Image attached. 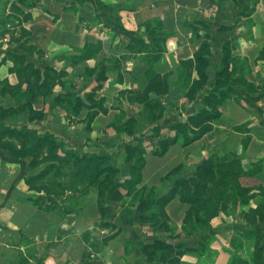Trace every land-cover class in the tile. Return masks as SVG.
Listing matches in <instances>:
<instances>
[{
	"label": "crops",
	"instance_id": "crops-1",
	"mask_svg": "<svg viewBox=\"0 0 264 264\" xmlns=\"http://www.w3.org/2000/svg\"><path fill=\"white\" fill-rule=\"evenodd\" d=\"M72 2L75 0H58L51 5L50 10H56L57 21L52 26V33H49L50 46L62 51L80 50L88 43L101 42L102 48L97 57L77 62L75 68H80L77 69L80 74L85 73L88 66L95 68L96 74L101 69L107 70V80L95 100L105 99L104 107L108 112L95 119L92 132L86 131L84 120L89 110L84 109L74 117L76 121L72 125L60 120L58 125L53 123L49 130L51 133L64 142L84 145L74 148L78 147L88 154H114L130 143L143 147L147 156L142 187L155 189L160 198L170 191L177 178L191 179L203 161L212 155L236 153L246 170L255 159H264V62L259 60L264 44V0H107L110 10L102 9L93 1L92 14L86 21L92 26L97 25L96 16L106 14L112 22L111 27L101 33L95 32V28L91 31L78 30L79 14L72 8ZM247 14L250 15L246 17ZM198 32L210 35L211 55L205 89L190 100L184 85L192 86L200 78L195 66L188 70L180 69L182 62L195 61L201 46ZM231 40L238 45L234 55L239 64L231 83L220 91L227 99L221 108L219 122L211 132L191 145H175L164 157L155 156L154 148L171 134L172 126L187 123L190 117L204 109V100L208 92L216 87L222 69L224 47ZM156 56L159 60L154 70L162 78H167L169 92L161 95L152 92L147 102L132 103L130 96L142 93L148 86L147 73L150 62ZM243 69L249 71L245 80L254 87L253 90L240 85V71ZM95 76L87 80L75 78L78 85L71 93L74 98L79 97L86 102L83 94L96 85ZM154 103L161 104L165 109L162 117L155 116L151 123L148 107ZM45 108L46 105L42 107ZM130 119L133 122H129ZM240 127L242 131L236 130ZM152 135L155 137H150ZM248 137L249 144L244 149V141ZM134 138L142 141H133ZM126 157V148H121L117 165L121 169L122 182L130 179L133 164ZM24 163V167L9 165L0 168V260L11 264H45L46 260L54 264H161L148 263L140 245L162 240L199 249L205 237L209 238L205 253H188L182 258V263L231 264L234 254L231 240L235 231L254 229V226L247 225L242 213L261 203L259 198L250 207L230 209L229 213H222L212 227L186 238L182 224L190 206L181 203L179 197L166 207L169 224L177 227L170 236L146 225L142 221L143 214L132 205L131 198L123 196L116 200V193H126L125 189L116 185L107 193L106 216L104 222L100 220L104 223L101 227L92 224L88 215L77 208L69 215L70 219H63L58 208L48 210L44 207L46 209L40 211L35 207L32 198L48 199L44 194L29 190L24 178L35 174L28 169V162ZM260 165L262 171L249 180L255 186L264 185V161ZM179 166H183L181 171L171 180L166 179ZM20 183L23 186L18 190ZM89 197L97 203V190H93ZM58 202L61 205L60 200ZM27 208L29 214L24 212L23 219L19 218L20 212ZM78 208H82L81 199ZM35 218L39 221L34 222ZM14 222L21 223L19 229H15L17 226L11 228ZM259 227L264 229V223ZM20 230L22 233L18 235ZM8 231L11 232L10 239ZM117 232L104 245V240ZM24 235L31 239L29 243H22ZM128 241L134 244L133 261L125 254ZM95 245H100V250L95 251ZM83 250L93 256H82ZM253 250V243L247 241L244 251L238 254L249 257ZM94 255L96 258H93Z\"/></svg>",
	"mask_w": 264,
	"mask_h": 264
},
{
	"label": "trees",
	"instance_id": "trees-1",
	"mask_svg": "<svg viewBox=\"0 0 264 264\" xmlns=\"http://www.w3.org/2000/svg\"><path fill=\"white\" fill-rule=\"evenodd\" d=\"M249 15L247 14L246 17ZM197 37L201 40V46L195 55V61L182 62V68L180 69V71H183V69L188 70L195 66L200 78L195 80L192 86H189V84L184 85V88L188 90L187 97L190 100L195 99L197 94L205 89L211 55L210 35L206 32H198ZM96 45L95 50H93L94 45L91 43L86 44L82 50H79L83 52L82 58L78 59L79 62L97 57L102 45L101 42ZM237 48L238 45L233 44L232 40L226 43L223 52L222 69L218 74L216 87L208 92V96L204 100V109L195 116L190 117L187 123L172 126L171 134L166 139L160 140L158 146L154 148L153 154L155 156L164 157L175 145L187 147L214 129V125L219 122L222 115L221 108L227 99V96L220 94V91L231 83V79L237 69L236 67L239 64V59L234 55V51ZM158 60L159 57L156 56L150 62V70L147 73L148 86L144 88L142 93L138 94L137 92L130 96L132 103L147 102L149 94L152 92L160 95L169 92L170 87L167 78H162L154 70V65ZM259 60L264 62V44ZM96 72L95 68L88 66L85 69V73L80 74L84 80L96 75V85L84 93L86 102L79 97L74 98L72 94L56 98V107L68 112L67 119L69 124L73 123L74 117L81 114L84 109L89 110L84 120L87 132H92V124L100 114L108 112L104 107L105 99L95 100L97 93L102 90L107 80V70L101 69L97 74ZM248 73L249 71L245 72L244 69L240 71V85L245 89L253 90L254 87L245 80ZM32 77V74L28 73L25 79L31 81ZM0 83L3 84L0 89L1 97L7 99L10 93H13L14 98L18 97L19 92L11 90L8 79L0 81ZM28 86L32 94H28L27 99L29 100L32 96L33 102H31V105L27 102L22 108V112L31 113L34 111V103L39 98L50 97L51 92L46 91L48 84L40 86L39 84L31 83ZM65 101L70 106H64ZM148 109L150 112L149 120L153 123L155 116L159 119L162 117L165 108L159 103H154L150 104ZM1 110L4 111L2 106H0ZM151 114L154 116L151 117ZM129 122H133V120L130 119ZM236 130L242 131L243 129L240 127L236 128ZM154 132L156 133V130ZM153 135L150 137H155ZM4 139L8 140L0 148L7 151L11 157L16 159L36 157V162L28 166L29 170L41 164L46 165V168L39 174L24 178V182L29 187V190L48 197V201L42 197H34L31 199L34 203L42 204L48 210L59 207L58 209L63 219L74 211L73 209L66 213L67 204L71 198L78 194L88 195L93 190H97L98 213L101 215V220L104 221L107 209V193L113 186L118 185L125 189L126 193L125 195L116 193L114 196L116 200L121 199L123 196L131 198L132 205H135L143 214L142 221L145 224H149L150 228L156 232L168 233L170 236L175 233L177 227L174 224H169L166 207L176 197H179L181 203L190 206L182 224V230L186 233V238H190L194 233L212 227L214 221L222 213H229L230 209L234 211L238 206L250 207L252 203L260 198L261 203L256 208L251 207L242 213V218L247 225L254 226V229L251 231H235V235L231 240V246L234 249L231 264H264V231L259 227L260 224L264 223V185L255 186L249 182L251 178H256L262 171V166L260 165L264 161L262 158L255 159L251 163L250 168L246 170L242 165L240 156L236 153L229 152L212 155L203 161L191 179L177 178L173 181L170 192L160 198L155 189L147 190V188L142 187L147 151L139 145L126 144L120 147V150L113 155L107 153L80 154L79 152L71 151L69 146L53 134L41 135L37 131L26 127L14 129L7 126L4 119H0V141ZM249 140V137L245 139L244 149L248 147ZM133 141L140 142L142 140L134 138ZM18 145H24L25 148L19 150ZM121 148H126L127 156L129 157L128 161H133L130 168V179L125 182H122L121 178L114 177V172L121 173V170L115 164L113 165L114 158L121 154ZM44 155L47 157L45 158ZM42 156L45 159L40 163L38 158ZM182 167L179 166L171 171L166 179L171 180L181 171ZM58 180L65 181L63 188L59 192L53 190V187L57 186L54 182ZM43 181V186L48 183V187H40ZM59 200L61 205L58 202ZM118 233L107 237L104 240V245ZM208 240L209 238L205 237L199 249L189 248L185 244L173 245L162 240L141 244L140 247L148 263L184 264L182 263V258L188 253L197 252L203 255L206 251ZM247 241L253 243L254 250L249 257L240 256L238 253L244 251L245 242ZM133 247L134 244L131 241L130 244L126 245V257H134ZM3 263L0 262V264ZM5 263L11 264L9 262ZM21 264L26 263L21 262Z\"/></svg>",
	"mask_w": 264,
	"mask_h": 264
},
{
	"label": "rangeland",
	"instance_id": "rangeland-1",
	"mask_svg": "<svg viewBox=\"0 0 264 264\" xmlns=\"http://www.w3.org/2000/svg\"><path fill=\"white\" fill-rule=\"evenodd\" d=\"M93 1L101 6L102 9L110 10V7L107 6L106 3L107 0ZM93 1L75 0V2L70 4H73V9L78 10V30L91 31L93 28H95V32L101 33L109 29L112 22L107 18L106 14H100L96 16L95 23H98L97 25L92 26L91 23L86 21V18H89L92 14L91 6ZM57 2L58 0H0V81L8 79L11 85V90H17L19 92V95L16 98H14L13 93H10L7 99L0 96V106L4 108V111H0V119H4L6 125L11 128L21 129L26 127L37 131L41 135L47 133L53 134L49 131L52 129L54 125L53 123L58 125L59 120L62 122L64 121L65 124L69 121L67 119L68 112H65L64 109L56 107V98L67 95L69 96V94L74 93V90L77 89L78 83L75 78L81 76L80 72L77 71V69L80 68H75V65H78V59L82 58L83 52H80L79 49H68L62 51L60 48L50 46L51 42L49 33H52V26L57 21L56 15L54 14L56 10H50V8L52 4ZM99 25H101V27H99ZM96 44L97 43L92 44L94 45L93 50L96 49ZM28 73H31L33 76L31 81L25 79L27 78ZM29 83L39 84L40 86L42 84H48V89L46 91L51 92L50 97L39 98L38 101L34 103V111L31 113L22 112V108H24V105H26L27 102L29 105H31V102H33L32 96L29 98V100L27 99L28 94H32V92H30L28 89V85H30ZM2 85L3 84L0 83V89ZM44 105H46V108L42 109ZM63 105L70 106L67 101H65ZM46 110H48L47 113ZM70 121L72 122V120ZM73 121V123H75L76 119ZM73 123H71V125ZM53 135L56 136L55 134ZM56 137L59 138L58 136ZM7 140L8 139L1 140L0 146H3ZM59 140L63 141L61 138H59ZM64 143L69 146L71 151L79 152L80 154H86L78 147L74 148V146L84 145L71 144L69 142ZM85 144H87V141ZM18 146L19 150H23L25 148L24 145ZM44 156L38 158L40 163L47 157L45 156L44 158ZM119 159L120 155L114 158L113 162V165L115 164V166L118 168L119 165H117V163ZM128 159L129 157L127 156L126 160ZM36 160L37 159L35 156L32 158L28 157L26 159H16L11 157L7 151L0 148V168H4L9 165H23L24 167V164H26L24 162H28L29 166L30 164L36 162ZM45 168L46 165L41 164L40 166H35L34 169H31L30 171L36 175L42 172ZM114 177L121 178V173L118 174L117 172H114ZM54 183L57 186L53 187V190L59 192L63 188L65 181L58 180ZM43 184L44 181L40 184V187H42ZM47 184L48 183H46L44 186H47ZM22 186V183L18 184L17 189L19 190V187L22 188ZM24 192L26 193V191H23V193ZM89 196L90 194L75 195V197L69 200L66 213L77 208V210H82L88 215V218H90V222L92 224H97L103 227L104 221L102 222L103 224L100 223L101 215L98 213V204L95 200L92 201ZM45 198L48 199L47 196ZM80 199L82 208H78L80 205ZM34 206L40 211L46 209L42 206V204L39 203L35 204ZM17 207H19V205H17L16 208ZM57 208L59 207H55L53 209ZM24 212L28 215L29 209L27 208L26 210L21 211L19 218L23 219ZM4 216L7 217L8 215L4 214ZM65 219L70 218L68 215H66ZM33 220L34 222H38L39 218H35ZM146 225L149 226V224ZM16 226L17 228H15ZM20 226L21 223L17 224L14 222L12 223L11 228L19 229ZM19 232L20 233L18 235L22 233L21 230ZM51 233L53 234L54 230L51 231ZM10 234L11 232L8 231V239L11 237ZM28 240L30 241L31 239L24 235L22 238V243H24V241L29 243ZM127 244H130V241H128L126 245ZM94 248L95 251H98L100 250V245H95ZM81 254L84 257L93 256L91 253H85L84 250L81 252ZM93 258H96V255H94ZM133 259H135V257L130 258L131 261H133ZM0 262L3 263L1 260ZM3 264L6 263L4 262ZM45 264L54 263L46 260Z\"/></svg>",
	"mask_w": 264,
	"mask_h": 264
}]
</instances>
